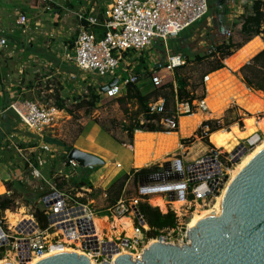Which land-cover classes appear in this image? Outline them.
<instances>
[{
	"label": "rangeland",
	"instance_id": "1",
	"mask_svg": "<svg viewBox=\"0 0 264 264\" xmlns=\"http://www.w3.org/2000/svg\"><path fill=\"white\" fill-rule=\"evenodd\" d=\"M72 1L73 0H56L57 4L53 7L57 9L56 15L58 21L53 23L49 20V18L45 17L44 19H47V21H43L42 23L44 25V28H42L44 29L43 31H46L49 35L50 29L52 33L53 38L48 40L45 44H49L50 42L52 54L56 58V62H54L55 64L50 67L45 63L41 64L38 61L37 63L36 59L34 58V62H26L24 65L23 62L21 63V66L23 67L19 68V71L21 72H18V76L14 77L13 75L7 73L0 76V91L7 95L4 97L5 99L8 97L11 98V94H13L18 100L30 101L41 107L57 108V102L60 101H63L66 107L65 110L58 111L60 115L56 114L58 128L55 130L56 138L54 140L60 143V145H63V147L58 149L59 153L56 154V162L53 164L54 159L51 158L50 154L41 150H39V152L36 154L31 155L32 161L36 166V159L38 156L46 161L43 171L42 168L40 170L50 185L42 181L33 180L30 175V171L24 172L23 181L18 184L19 192L23 195V198L28 201V204L20 202L18 209L11 212L16 213L19 209L24 208L27 216L33 215L36 208L43 209V203L41 202V198L43 197L42 194L50 191L52 187L57 188L58 184L62 183L63 180H66L67 185H65L64 189L61 191L75 193V195L77 194L80 198L86 199L87 205L92 211L96 212V218L101 219L102 217H106L109 221V223L106 225L105 234H102V238L100 240H103L105 243L116 242L117 244H120L123 240V235L121 234L120 230L115 227V221L117 219H115L108 211L109 206L106 202L107 197L104 196L105 193H103L100 188H96L97 190L95 191L89 189H84L82 192L74 191L76 188L73 183H79L84 173L80 171L75 173L73 171L66 170L63 167L64 163L62 162V158L68 154V148H73V145L77 142L85 121L93 120L104 127L107 131L112 132L116 137L121 139V127L115 126L116 123L114 121H122L124 117L119 104L110 100H103L90 116L85 115L83 111H75L74 107L77 98H83L87 96L89 93V88L96 89L97 91L99 84L110 81L109 79L100 80L93 77L92 75L83 73L77 67L66 61L67 59L64 60L65 53H70V50L68 49L69 43L72 44L79 34L78 22L75 17V13L79 12V7H84L86 9L85 12L89 13L93 9V16L104 17L105 12L110 8L113 0H78L82 2L81 5L78 6H75ZM252 1L254 0H211L212 8L207 17H205L193 28L181 33V35L175 38H169L167 43V51L169 55L180 54L186 59L187 64L185 65L184 69L180 70V73L183 77L188 78L191 88L195 89V92L199 97L203 95L202 83L204 76L209 73L208 71L211 67V62L205 60L199 63V61L196 60V57H204L215 45L221 44L230 38H232L235 43H242L244 38L240 32L242 23L241 17L245 13V7H248L249 9L251 8ZM30 23V28H32L31 31L34 33L31 36L36 41V33H38V31L36 30L35 23L33 21ZM221 29H223L222 32ZM152 51L157 55V57L150 56L148 53L144 52L141 55L134 54L133 56H130L129 59H125V61L121 63L122 72H124L123 70L127 67H135L134 72L141 73L142 77L139 80L137 87L144 96H151L155 91V88L152 87L149 78L153 71L157 70V74L164 78L165 81L170 80L169 72L164 67L165 61L167 59L166 47L161 45V42H157L152 47ZM256 51L258 53L261 51V49L258 45L256 46L255 43L251 48L248 47V49L245 50V52L248 53V59ZM33 54L38 55V53ZM41 56L43 58V55ZM239 56H241V54ZM234 62L233 67L227 66L225 62L224 64L226 70L220 72L219 74L213 75L209 105L212 112L214 113V116L219 117L217 120L222 121L221 124L223 129L220 131L232 132L236 127L241 132H246V120L250 118H254L256 120L264 119V108L259 107L261 105L260 103H264V94L251 91V95L250 92L247 93L245 91L240 69L247 63V60L243 61L241 58H239V60H234ZM5 64L7 66H11L8 62H5ZM6 89L8 90L5 91ZM240 93L241 95L246 96L248 94L251 97L245 102H243L241 99H238L237 103L238 105L240 104V107L237 108V111L235 109L236 112L234 111L231 114L229 111L236 108V106L231 107V105H235L231 101V97L238 96ZM243 97L244 96H242V98ZM248 108H252L253 110H249ZM67 110H73L74 114L72 116L69 115ZM236 113L241 119L238 120L236 124L228 126L227 122H231ZM207 117L209 118L208 120H203L201 117H196L197 124L202 121L205 122L215 120V118L212 119L207 115L204 117V119H207ZM17 123L18 124L16 125L13 124V126L17 128L22 127V130L17 132L18 135L25 137L26 141L29 139V142H20L18 137L11 138L10 133H7V131L4 130L5 135L3 136V139H0V143H2L1 141L3 140L5 142V150L3 148V151H1L0 148L1 184H3V182H8L10 179L15 177L14 174L17 170L10 174L9 169L14 170L18 163L21 167H24L25 165L23 159L18 155L17 150L21 149L22 146L33 147L40 142L38 137L30 134L24 129L21 121L18 120ZM191 129L192 131L188 132V134L184 136L185 138L180 140L177 139L176 142L173 143L174 146L172 145L173 147L171 149L165 150L164 147L162 150H159L161 153H158L156 159L161 160V162L164 161L165 163L179 161L181 162L183 169H186L194 165L197 161L204 159L209 155H213L214 152H217V155L213 157L217 158V160L221 163L222 170L228 173L229 171L232 172L238 163L241 162L243 157L255 148L249 146L246 143L249 139L258 135L261 141L264 140V132L257 131L255 132L256 134L253 133L250 135L251 137L243 136L237 141H233V139L230 140L229 146L232 149L226 151L224 149H218L213 143H211L210 137L204 135L208 143L198 137L197 132L199 128L194 130L192 127ZM129 142L130 146H133V142L128 140V143ZM241 145H244L247 149L246 153L241 156L235 154V156L233 153ZM157 150L158 149H155V144H152V146L146 147L144 153L150 157L155 153L154 151ZM234 156V161H232ZM3 160H5L7 164L4 163L5 161ZM161 162L149 164L148 166L141 169H148L154 166L162 168L163 164H161ZM67 175L68 177H66ZM130 175L131 179L126 183L124 193L125 196L122 198L126 207H128L130 203L132 204L134 200H140L139 196L141 195L139 179L136 180L134 175ZM229 178L225 177L224 182L226 179L229 180ZM147 196L149 198L147 202L153 207L156 206H154V204L151 202L155 198L160 197L165 201L166 206L163 208L164 210L160 208L163 213H167L168 211L172 210L177 212L179 222L178 228L176 230H170L167 234H165L166 236L164 237V243L171 245L183 244V239L187 236L188 232V223L191 221L196 210L198 209V211L200 210L202 212L205 209L211 208L215 202V199L210 197L206 201L205 206L200 203L199 207L193 206L189 208V205H187L183 200L185 204L179 208L178 206L175 207L174 203L180 201H168L166 199L165 193H159L155 195L150 194ZM5 217L6 216L4 214L3 218ZM127 218H131L135 224L136 219L133 216H127ZM143 229L148 231V228ZM56 234L58 237L55 236ZM50 235L49 242L52 246L61 245L62 248L69 247L73 250H79L74 244H66L65 240L67 239L63 237L58 231L55 232L53 230L50 232ZM126 237L130 238L127 235ZM143 240L146 250V248L150 246L149 244L152 240L147 242L148 240L145 235H143ZM153 240L158 241V239ZM123 253H125L124 255L132 254V257L134 255L137 256V252L134 250H124Z\"/></svg>",
	"mask_w": 264,
	"mask_h": 264
},
{
	"label": "built area",
	"instance_id": "2",
	"mask_svg": "<svg viewBox=\"0 0 264 264\" xmlns=\"http://www.w3.org/2000/svg\"><path fill=\"white\" fill-rule=\"evenodd\" d=\"M37 1L40 5L47 6L54 4L56 0ZM209 10V0H113L110 8L105 12L103 21L99 20L97 16L88 15L84 12L77 14L79 34L74 41V47L70 53H65L64 58L83 73L100 80H110L99 84L97 87L101 103L103 100L112 101L122 97L128 85L137 86L141 79L142 75L134 72L135 67H127L122 72L121 63L134 54L141 55L144 52L157 57L152 51V47L157 42H161V45L166 47L167 52L164 67L173 78L170 83L176 88L175 70L184 66L186 59L180 54L169 55L167 51L168 40L171 37L181 35V33L198 24L208 16ZM27 22V16L20 15L18 23L24 26ZM95 26L106 29L103 39H98L97 34L91 30ZM0 45L5 46L6 41L1 40ZM149 78L152 87L155 89L169 84L157 74V70L153 71ZM115 80H118L117 85L111 86ZM212 80L213 74L204 76L202 83L204 98L198 97L192 103L176 101L174 114L171 117H162L157 124L166 128L168 133H176L180 129V117H197L200 114L212 113L209 105ZM104 88H108V90L103 92ZM235 106L238 105H231V107ZM9 109L13 110L19 117L25 130L40 139L41 151L51 154L52 147L45 139L47 137L56 138L55 130L58 128L56 113L59 110L55 107L37 106L30 101H15ZM148 110L151 115L163 113L165 111L164 100L151 101ZM207 133L208 129H205V135H208ZM134 148V145H129L130 150H134ZM17 152L25 165L28 166V171H30L33 180L50 185L40 170L45 166L46 161L38 157L36 161L39 167H37L31 156H24L20 149ZM216 155L217 152H214L213 155L197 161L188 167L190 172H187V168L183 169L186 184L184 200L189 208L199 207L200 203L205 206L210 197L216 199L217 193L221 195L224 190L226 182H228V179L224 182V178H229L231 172L226 173L222 170L221 163L213 157ZM235 156L232 161H234ZM202 160H212L211 180L201 181L194 176L193 168ZM69 168L77 173L80 167L76 162L69 161ZM51 190L52 193L58 192L59 196L51 198L52 193H50L41 198L43 209L40 210L46 213L48 219L46 230L41 229L33 215L20 221L14 228L11 227L6 217L0 219V260L12 262L11 264H28L33 263L34 260H44L43 258L51 252V249L61 246H52L49 242L50 232L54 230L66 239L74 241L73 244L85 252V256L90 259L91 263L101 264L105 261L114 263L115 257L103 254L102 244L105 243L103 240H99V253L92 249L84 250L82 247L83 243H87L95 237L94 219L97 216L96 212L92 211L87 203L78 202L77 198L80 197L77 194L59 191L56 187H52ZM139 201L134 200L132 204L130 203L126 207L124 201L121 200L115 207L108 209L115 219L133 216L138 222L139 226H135L132 219L129 218L133 227V235L130 238H123L120 244L112 242L118 247V251H136L137 259L142 258L145 250L143 228H147L140 223L135 212ZM172 211L177 215L176 211ZM55 236L58 237L57 234ZM161 237L164 241L165 236ZM77 243L80 244V247Z\"/></svg>",
	"mask_w": 264,
	"mask_h": 264
},
{
	"label": "water",
	"instance_id": "3",
	"mask_svg": "<svg viewBox=\"0 0 264 264\" xmlns=\"http://www.w3.org/2000/svg\"><path fill=\"white\" fill-rule=\"evenodd\" d=\"M117 83L115 80L111 86ZM107 90L104 88L103 92ZM260 141L256 135L246 143L255 147ZM246 151L241 145L233 154L241 156ZM67 159L76 162L81 169L92 170L104 165L98 157L77 149H72ZM139 181L141 194L165 193L168 201L185 199V172L179 161L164 163L157 173L141 176ZM58 196V192L51 194V198ZM135 212L140 223L148 228L138 208ZM82 247L99 253L98 237L83 243ZM107 248L111 250L109 257L118 251L115 243L107 242L102 244L103 254H107ZM37 264H91V261L85 255L60 253ZM101 264H264V150L230 184L221 212L199 220L195 228L188 230L183 244H166L161 237L144 250L141 259L122 255L114 263Z\"/></svg>",
	"mask_w": 264,
	"mask_h": 264
},
{
	"label": "trees",
	"instance_id": "4",
	"mask_svg": "<svg viewBox=\"0 0 264 264\" xmlns=\"http://www.w3.org/2000/svg\"><path fill=\"white\" fill-rule=\"evenodd\" d=\"M211 4V0H209L210 10L212 8ZM98 19L103 21L104 17L98 16ZM241 19L242 23L240 32L244 38L242 43H235L234 40L230 38L221 44L215 45L204 57H196V60L199 61V63L205 60L211 62V67L208 71V74L224 69L225 60L235 55L239 50H241L246 44L251 42L256 37H261L264 42V0H254L250 9L248 7H245V13L242 15ZM91 30L97 34L98 39L100 40L104 38L106 33V29L101 26L92 27ZM73 47L74 42H72V44L70 45V49H72ZM185 65L175 70L176 88L173 86V84L169 83L155 89L151 96H144L141 94L136 85L130 84L126 87L122 97L112 100L113 102L119 104L120 109L124 115L122 121H114L116 123L115 126L121 127L122 132L127 134L128 138L131 141L134 140V135L137 131L149 133L168 132L166 128L160 126L157 123H159L162 117H171L174 114L176 101L192 103L196 98L199 97L196 94L195 89L191 88L188 78L183 77L180 73V70L184 69ZM136 74L141 73L137 72ZM240 74L242 75L244 84L249 90L262 92L264 94V49L254 55L249 60V62H247L240 69ZM88 90L89 93L87 96L76 99L74 108L75 111H83L85 115L90 116L96 109V107L100 104L101 97L97 93L96 89L89 88ZM200 98H204V95H202ZM160 99L164 100L165 111L161 114L151 115L148 110V105L151 103V101H158ZM65 108L66 107L63 101L57 102V109L59 111H63L65 110ZM235 109L237 111V108H234L230 110L229 113L232 114ZM11 111L14 113L13 110ZM67 111L71 116L74 114L73 110ZM240 119L241 118H239L238 114L236 113L233 117V120L231 122H227V125H234ZM221 123V120H211L203 122L197 132V136L208 143L206 137L204 136L205 129H208V135L206 136L209 137V135L223 129ZM103 129L105 128L103 127ZM45 140L48 144L59 145L63 147V145H60V143L48 137ZM35 146L36 145H34L33 147ZM72 149L73 148H68L67 153H69ZM62 162L68 169L69 161L67 159V154L62 158ZM97 168L98 167L92 170L79 168L77 171H80L84 174L79 183H73L76 188L74 191L82 192L83 189H89L93 191L94 186L90 181V175ZM159 169L160 167L154 166L148 169H141L137 172L132 171L131 174L134 175L135 179L137 180L141 176L157 173ZM24 170L26 172L29 170L27 165H24ZM130 179L131 175H125L121 179L113 182L106 190L105 195L107 197L106 202L109 206L108 208L115 207L121 200H123L122 198L125 196L124 193L126 183L129 182ZM4 185L7 192H10V195H0V219L3 217L5 211H15L16 209H18L20 202L28 204V201L25 200L23 198V195L19 192L18 183L14 181H8L5 182ZM65 185H67L66 180H63L62 183L57 185L56 189H59V191H61L64 189ZM52 192L53 191L50 190L43 193L42 196L48 195ZM71 194L75 195V193ZM139 199L140 201L137 206L139 213L141 214L143 220L149 228L148 231L143 229L147 240L150 241L153 239H158L161 236H166L165 234H167L170 230H176L178 228V217L173 211L163 213L160 208L151 206L147 202V200L149 199L147 195H140ZM77 201L81 203L87 202L84 198H77ZM33 216L39 223L42 230H46L48 228V219L44 211L36 208ZM135 226H139L137 221H135Z\"/></svg>",
	"mask_w": 264,
	"mask_h": 264
},
{
	"label": "crops",
	"instance_id": "5",
	"mask_svg": "<svg viewBox=\"0 0 264 264\" xmlns=\"http://www.w3.org/2000/svg\"><path fill=\"white\" fill-rule=\"evenodd\" d=\"M72 2L75 6L81 5L82 3L78 0H73ZM56 4H57L56 1L54 4L42 6L38 3L37 0H0V41L3 39L6 41L5 46L0 45V76L4 75L5 73L13 75L14 77L18 76V72H21L19 71V68L23 67L21 66V63L23 62V65H24L26 62H34L33 60L34 58L36 59V62L38 61L41 64L45 63L47 66H50V67H52L55 64L54 62H56V58L52 54L50 42L49 44H45L47 43L48 40H51L53 38L52 33L50 29H49V35L46 31H43L44 29L42 28H44V25L42 23L43 21H47V19H44L45 17L49 18V20L53 23H56L58 21L57 15H56L57 9L53 7ZM79 8H80L79 12L75 13L76 19H77V14H79L80 12H84L88 15H92L93 9L89 13H87L85 12L86 9L84 7H79ZM22 14L26 15L28 18V22L24 26L18 23L20 19V15ZM32 21L35 23L36 30L38 31V33H36V36H37L36 41L31 36L32 34H34L31 31L32 28H30V24H31L30 22ZM77 22H78V19H77ZM78 28H79V23H78ZM222 31L223 29H221V32ZM256 40H259L258 42H260L261 44L263 43V40L261 37H256L251 42L246 44L235 55L226 59L225 60L226 64H227V60L232 59L233 57L238 58L239 57L238 55L240 54V52H242L245 48H247L251 43L256 42ZM70 45L71 44L69 43L68 49L71 51ZM262 49H264V43H263V47H261V50ZM33 53H38V55H34ZM256 54L257 52L253 54L251 57H249V59L247 58V61H249ZM41 55H43V58ZM64 60L66 59L64 58ZM5 62L10 63L11 66H7ZM224 70H226V67L222 70H219L218 72L211 73V74L213 75L219 74L220 72H223ZM169 77H170V80H168V82L170 83L173 80V78L171 76ZM243 86L247 93L248 92L251 93L252 90H249L245 84ZM7 90L8 89H6L5 91ZM256 93L263 94L262 92H256ZM11 95H12L11 98L8 97L5 99L4 97L7 95L5 93L3 94V92L0 91V139H3V136L5 135L4 130H6L7 133H10L11 138L18 137L20 139V142L28 143L29 139L26 141L25 137H22L18 135L17 133L18 131L22 130V127L17 128L13 126V124L15 125L18 124L17 121L19 119L9 109V107L13 102L21 101V100H18L13 94ZM242 96L244 97L242 98ZM250 97L251 96H249L248 94L246 96V95H241L240 93L238 96L231 97L232 98L231 101L234 104L238 105L237 103L238 99H241L243 102H245L249 100ZM238 107H240V104L236 108ZM206 115L210 116V118L212 119L215 118V120L219 119V117L214 116L213 112L208 113V114H200V115H197V117H201L203 120H208L209 119L208 117L207 119L206 118L204 119ZM192 118L194 117H189V116L180 117L179 119L180 129L176 133H168V132L149 133V132L137 131L135 135L139 132V133L151 134L153 135V137L155 136L151 143L155 144V149H158L157 151H154L155 153L152 154L150 157H148L147 162L141 166L137 165V160L135 158L136 148H134V150L129 149L128 145H130V142L128 143V140L130 139L128 138L127 134L122 132V138L119 139L112 132H109L103 129V127L100 124L96 123L93 120H87L83 123L82 132L80 133V136L77 142L73 145V149H77L83 153L96 156L104 162L103 166L98 167L94 171V173L90 175V181L94 186V190H97L96 188H100V190H102L103 193H105L106 190L110 187V185L113 182L121 179L122 177H124V175H130L132 171L137 172L141 170V168L146 167L149 164H153V163L156 164L157 162H161V160L156 159L157 154L160 152L159 150H162L165 147L162 145L163 144L162 142L165 140V138H162V137L160 138V135H166V136L170 135L171 136L172 134V136L171 137L169 136V139H168V141H170V144H171L169 149H171L172 145L174 146L173 143L176 142L177 139L180 140V139L185 138L184 136H186L188 132L192 131L191 129L192 127L194 128V130H196L197 128H200L202 123L204 122L202 121L197 124L196 121ZM135 135H134V140L133 141L130 140L131 142H133L134 146L136 144ZM211 135H209V137ZM1 142L2 143H0V148H1V151H3L2 149L4 148L5 142L4 140ZM40 145H41V142L37 143L35 147L22 146L20 150L22 151L24 156H31L32 154H36L37 152H39V150H41ZM49 145L52 147L51 149L52 153L50 154V156L51 158L54 159L53 161V164H54L56 162V157H57L56 154L59 153L58 149L61 146L53 145V144H49ZM4 163H6V161ZM164 163H165L164 161L161 162V164H164ZM63 167L66 170L71 171L69 167L68 169L66 168L65 164H63ZM17 168L19 169V171ZM14 171H15V174H14L15 177H13V179H10L9 181L21 183L23 181L24 172H25L24 167L23 166L21 167L18 163L14 170L9 169L10 174L13 173ZM42 171H43V168H42ZM4 184L5 182L1 184V180H0V195L1 196L10 195V192H7ZM104 196L106 197L105 194ZM6 213L7 212H5V215ZM101 220L103 221L105 220L103 231H102V233L105 234L106 225L109 223V221L107 220L106 217H102ZM117 220H121V219H117ZM120 232L123 235V238H127L125 234H127V236L130 237L128 235L129 232H126V231H120Z\"/></svg>",
	"mask_w": 264,
	"mask_h": 264
},
{
	"label": "bare ground",
	"instance_id": "6",
	"mask_svg": "<svg viewBox=\"0 0 264 264\" xmlns=\"http://www.w3.org/2000/svg\"><path fill=\"white\" fill-rule=\"evenodd\" d=\"M258 41L259 40H256V42L251 43L248 47L251 48L252 45L255 43V45L256 46L258 45L259 48L261 49V47H263V43L261 44ZM248 47L245 48L242 52H240L241 56H239L240 55L239 54L238 58H232V59L227 60V65L229 67L230 66L233 67L234 66V64H233L234 60L237 61V60H239V58H241L243 61L247 60V58H248L247 54L248 53H246L245 50L248 49ZM256 52H254V54ZM260 104L261 105L259 107H261V108L263 107L264 108V103L262 102ZM248 105H249V103H248ZM248 109L249 110H253L252 108H248ZM56 114L60 115L59 112H57ZM192 119H194L196 121V123H197L196 117H194ZM245 124H246V132H241L236 127L233 129L232 132L219 131V132H216V133H214V134H212L210 136L211 143H213L218 149H224L226 151L227 150L229 151L230 149H232L229 146V141L230 140L233 139V141H237L239 138H242L243 136H250L253 133L256 134L255 132H257V131L264 132V119L263 120H256L254 118H250V119L246 120ZM179 134H177V135H179ZM135 136H136V144H135V146H136L135 147L136 148V153H135L136 157L135 158L137 160V165L141 166V165L145 164L147 162V160H148L149 156H147L144 153V151H145L147 146H149V147L152 146L151 142L153 141L155 136L153 137V135H151V134L139 133V132ZM169 136L160 135V138L161 137L165 138V140L162 142L163 143L162 145L165 146V150H168L170 145H171L170 141H168ZM171 136H172V134H171ZM263 150H264V140L259 142L258 145L255 146V148L252 151H250L248 154H246V156L243 157L241 162L238 163V165L235 167V169L231 172L230 178H229L228 182L226 183L224 190L222 191L220 196L216 197L214 205L211 208H209V209L203 210L202 212L200 210L198 211V209L196 210V212L192 216L191 221L188 223V230H191V229L195 228L197 226L199 220H201L202 218L207 217V216H216V215H218L221 212L224 195H225L228 187L230 186V184L241 173V171H243V169L259 153H261V151H263ZM211 162H212V160H202L201 162L197 163L196 166L193 168V170L195 171L194 176L198 180L204 181V180H211L212 179L211 178L212 171L210 170ZM179 201L180 202H175L174 203L175 207L178 206L180 208L186 202L185 200H184L185 202L183 200H179ZM151 203L154 204L156 207L162 208V209L165 208V206H166L165 201L162 198H160V197L155 198ZM6 217H7L8 221H9V224L13 228L16 227L20 221L28 219V216L26 215V212H25L24 208L19 209L16 213H13L11 211H7ZM104 221L101 220V219H98V218L94 219L95 237H98L99 240L102 238V234H103L102 231H103V227H104ZM115 224H116L115 227L120 229V231L129 232L128 235L131 237L132 232H133V228H132V224H131V221H130L129 218H123L121 220H117ZM70 241H72V240H70ZM70 241L67 239V240H65V243L68 244V245L73 244L74 241H72V242H70ZM154 243H157V241L152 240L149 245H152ZM77 245H78V247H80L79 243H77ZM106 251H107L106 253L109 255V252L111 250H110V248L109 249L107 248ZM60 253H76L78 255H86L85 252L82 249L73 250L72 248H69V247H63L62 248V246H60L58 248L51 249V252L47 256H45L43 259H47L49 257H52V256L60 254ZM124 254L125 253H123V251H117V252L112 253L111 257H115V260H116L118 257H120V256H122ZM133 257H134V259H137V257L135 255ZM40 261H42V260H34L33 263H28V264H36V263H38ZM8 263L11 264L12 262H7L5 260H3V261L0 260V264H8ZM91 264H95V263L92 262Z\"/></svg>",
	"mask_w": 264,
	"mask_h": 264
}]
</instances>
